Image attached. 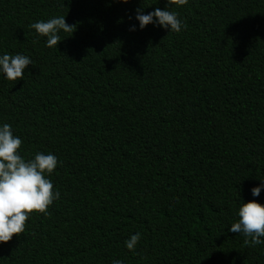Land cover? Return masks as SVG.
<instances>
[{"label": "trees", "instance_id": "trees-1", "mask_svg": "<svg viewBox=\"0 0 264 264\" xmlns=\"http://www.w3.org/2000/svg\"><path fill=\"white\" fill-rule=\"evenodd\" d=\"M137 8L165 0H0V54L32 60L0 78V123L57 157L60 192L0 264H264L228 231L264 204V0H173L178 33L129 31ZM60 15L75 29L45 47L28 26Z\"/></svg>", "mask_w": 264, "mask_h": 264}, {"label": "clouds", "instance_id": "clouds-1", "mask_svg": "<svg viewBox=\"0 0 264 264\" xmlns=\"http://www.w3.org/2000/svg\"><path fill=\"white\" fill-rule=\"evenodd\" d=\"M127 3L128 0H118ZM183 4L186 0H175ZM173 0H165V8H154L143 12L142 8L134 10V19L137 23L129 26V31L142 30L152 24L168 32L178 33L185 26L175 11L168 8ZM38 36L46 37L45 47H56L61 40L59 33H72L75 25L65 22V15L53 16L47 20H37L28 26ZM32 65V60L23 54H0V78L16 81L22 77L26 66ZM22 141L13 134L12 125L0 123V243L9 241L13 234L22 233L25 221L32 212L46 213V209L59 199L60 192L53 190V184L48 178L57 165V157L49 153L35 152L30 158L20 154ZM264 189V180L250 189L253 197ZM235 221L228 227V231L239 233L244 237L246 245L255 246L264 243V204L255 200L241 202L235 209ZM141 234H130L124 241V247L134 250ZM112 264H122L120 260H113Z\"/></svg>", "mask_w": 264, "mask_h": 264}]
</instances>
